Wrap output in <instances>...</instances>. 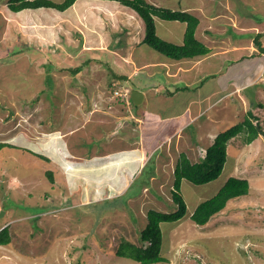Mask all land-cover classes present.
Wrapping results in <instances>:
<instances>
[{
    "label": "rangeland",
    "instance_id": "rangeland-1",
    "mask_svg": "<svg viewBox=\"0 0 264 264\" xmlns=\"http://www.w3.org/2000/svg\"><path fill=\"white\" fill-rule=\"evenodd\" d=\"M9 1L0 0V142L15 146L0 151V229L9 226L12 242L0 246V264H139L114 251L122 238L139 242L149 209L177 210L171 189L179 154L198 161L217 135L249 111L264 129L263 71L240 94H228L264 70V57L256 54L241 62L218 58L214 67L221 72L204 70L210 74L186 85L184 93L169 99L152 96L154 106L144 110L127 92L154 90L155 85L170 89L166 72L177 65L171 70L173 61L147 44L134 63L124 57L132 53L125 46L141 29L135 12L108 0H78L65 12L42 8L14 13ZM224 2H211L214 14L224 13L227 20L219 18L215 27L219 35L227 28L221 51L230 39L255 40L264 30V0H230L233 10L227 12ZM177 26L176 33L182 34L183 27ZM156 29L167 41L165 28L156 24ZM263 36L257 41L261 52ZM242 50L251 53L256 47ZM162 61L168 67L157 64ZM184 103L190 113L181 115L176 109ZM188 115L195 119L185 127L183 140L174 135L169 142L172 126L188 122ZM136 117L151 120L134 124ZM112 119L115 133L105 124ZM243 135L228 143L218 179L204 185L182 181L188 213L179 222L161 224L162 254L168 261L158 264H264V135L249 145ZM143 138L145 147L161 145L146 167L135 172L138 163L128 161L133 154L125 149ZM79 149L83 158L75 155ZM114 162L120 165L107 166ZM116 170L118 176L112 178ZM48 171L54 172L55 182L49 181ZM230 177L247 179L249 193L228 202L209 224H195L191 213ZM125 180L130 182L122 192L111 190H120Z\"/></svg>",
    "mask_w": 264,
    "mask_h": 264
},
{
    "label": "trees",
    "instance_id": "trees-1",
    "mask_svg": "<svg viewBox=\"0 0 264 264\" xmlns=\"http://www.w3.org/2000/svg\"><path fill=\"white\" fill-rule=\"evenodd\" d=\"M121 5L133 10L147 24L146 35L143 40L151 48L172 60H183L207 55L210 49L196 39V28L199 19L181 10L157 7L147 2V0H115ZM77 0H10L9 9L16 13L23 10H38L42 8L54 9L58 12H65L70 9ZM155 17L167 21H181L187 23L185 39L183 45H177L160 38L156 33ZM258 34L256 40H260ZM256 41V45L262 49V45ZM261 51V50H260ZM80 69H76V72ZM125 78L123 76H120ZM50 77L47 78L49 80ZM50 82V80H49ZM254 120V121H253ZM243 135L242 141L249 145L259 136L264 135V129L260 124L258 116L250 111L246 118L232 126L228 130L220 133L215 138L212 145L206 148L205 155L198 161L192 162L186 152H181L176 161L174 170V183L171 189L172 201L177 206L175 212H163L160 210L149 209L146 214V223L140 232L139 242L122 238L117 245L115 255L122 258L133 260L139 264H158L167 262L168 259L162 254L163 233L162 223H176L186 217L188 213L187 205L181 195V184L186 180L195 185H204L220 177L227 161L228 143L238 135ZM15 145L0 142V151L12 149ZM26 150V149H24ZM34 156L49 161L43 155L36 154L31 150H26ZM50 182H55L53 171L46 172ZM250 191V183L247 179L230 177L210 199L202 201L191 213V220L199 225L205 226L211 219L222 212L228 202L238 197L247 195ZM9 226L0 229V246L10 245L12 238Z\"/></svg>",
    "mask_w": 264,
    "mask_h": 264
},
{
    "label": "crops",
    "instance_id": "crops-1",
    "mask_svg": "<svg viewBox=\"0 0 264 264\" xmlns=\"http://www.w3.org/2000/svg\"><path fill=\"white\" fill-rule=\"evenodd\" d=\"M97 1H104L105 2L106 0H97ZM114 1L115 0H108L107 2H110V3L112 2V3H117V4L120 3L119 1H116V2H114ZM161 1L165 2L166 5H161ZM189 1H191V0H167V1L147 0L148 3L155 5L157 7L169 8L172 10H181V11H184V12H187L189 14L196 16L199 19V25L197 26L196 33H195L196 39L198 41H200L204 46L209 48L210 52L207 55H201V56H197L194 58L183 59L184 63H182V62L178 63L177 62V61H182V60H172L170 58L169 59L167 58L168 60L176 62V63H173V62L170 63L169 68L171 70H173V68L177 65V70L175 69L171 73H170V70H169V72L168 71L166 72V76L168 78V81H169V83H171L170 89L164 88L163 90H158V87H160V86L155 85L154 90H152V89L147 90V91L142 90V93L144 94V101L141 105H143L144 110H148V108L153 105V103H151L152 102V96H156V98L158 97V98L169 99V98H174V96L177 93H184L183 90L188 88V86H186V85L195 84V83L199 82V78H202L203 76H206L207 74H210V73H204L205 72L204 70L209 71V69L213 68V70H214L213 72H221L220 69H216L214 67L215 65L218 64V58L224 57L227 60L230 57H232L233 61L241 62V61H246V59L248 57L254 58V56L256 54H260L261 56L264 57V52H261L260 48L255 44L257 41L256 39L255 40L249 39L250 41L246 40V42H242V41L238 42L236 40L233 41L229 38L230 40L227 41V42H229V45H227V49L224 51H221V49L223 48V47H221V44L224 43L223 40H226L224 35L227 34L228 32H227V28H226V31L223 30L221 32L222 35L221 34L219 35L217 32H215V27H217L220 24V22H218L219 18H224L225 22H223V23H226L227 20H226V17H224V13L223 14H220V13L214 14V10H213V7L211 5V2L213 0H198L197 2H189ZM224 3H225L224 5H226V8H225L226 12H227V9L229 7H231V10H233L230 0H226V2H224ZM196 4H198V5H196ZM206 4H208V5L206 6ZM119 5L121 6V4H119ZM122 10L124 12L128 11L126 8L122 9ZM211 12H213V13H211ZM220 16H222V17H220ZM246 16L248 17V14ZM247 17L243 18V15H242V17L240 16V18L244 19V20H247ZM138 21L140 22L138 25H141V27H140L141 29L138 33V36L134 35V37L136 38V39H134L135 41H131V43H128V45L125 46L126 47L125 49L127 50V52H128V50L132 49L131 50L132 53L126 54L124 56L125 58L130 60V63L131 62L134 63L135 61H137L139 54L143 55V52H141L139 50L144 46L143 40H144L145 34H146V25H145V23L143 25L144 21L142 19H140ZM155 21H156V24L159 25V27L163 26L165 28V35L167 37L168 42L174 43L173 39H179V37H180V40L179 41L177 40L176 44L177 45H183L184 44L185 33H186V29H187V23L177 21V20L176 21H167V20L159 19L157 17H155ZM168 22L170 25H165ZM238 23H239V21H238ZM255 23L257 26L259 25L257 22H255ZM177 25H180L183 27L182 34L179 32L176 33L175 26H177ZM213 25H215V26L213 27ZM229 26H230V24H228V27ZM258 27H261V26L259 25ZM177 28H179V26H177ZM236 28H237V26H236ZM224 31H225V33H224ZM156 33H157V29H156ZM261 33L264 34V30L258 32V34H260V35H261ZM215 34H217V38H214ZM157 35L159 36L158 33H157ZM262 38L264 41V36ZM220 39H222V40H220ZM219 40H220V42L217 45H215L216 44L215 42L219 41ZM263 44H264V42H263ZM247 47H248V49L256 47V51H251V53H250V52H245V50H242V49H245ZM227 53H231L230 54L231 56L227 57L226 56ZM210 60H212V61H210ZM140 61L141 60H139V62ZM210 62H212V63H210ZM143 63H146V62L144 61ZM157 64H159V66H161V67H163V65H166L165 62H163V61L158 62ZM184 65H188V66L185 67ZM189 66L191 67V69H188ZM166 67H168V65H166ZM171 67H173V68H171ZM175 71H177V72H175ZM262 71L264 72V70H260L259 73H257L258 75L255 76V78H253L252 80H249L247 82H243L242 84H238L237 86H235L228 94H232L234 96L235 94H240L243 87L245 88L247 86H252V82L254 80L259 79L260 75L262 76V73H263ZM189 77H190V81H188ZM186 78H188V79H186ZM180 83L182 86L180 85ZM150 92H153L154 95H152V93H150ZM156 93H158V94L160 93V94L156 95ZM164 93H167V96H166V94L164 95ZM146 97H148V99H146ZM179 102H180V100L178 101V103ZM183 105L184 106L182 108L176 109L177 113L182 112L181 115H186L187 113H190L189 108L187 106V103H184ZM178 116H179V114H178ZM246 116H247V114H245V116L243 117V119L241 121H243L246 118ZM255 116H257V115H255ZM194 119H195L194 115H188V118H187L188 122H186L185 124H182L181 126L173 125L172 129L170 131L171 134H170V136L167 137L168 141L170 142V140L173 139L174 135L176 138L180 136V139L182 138V140H183L182 133L184 132L185 127L189 126ZM112 120L110 121V123H105V124L112 127L113 128L112 131H113V133H115L114 132L115 121L113 120L114 121L113 122ZM150 120H151V118L148 121L146 119L143 121L142 119L136 117L134 124H135V122L139 123V124L142 122L143 124H145L147 122H150ZM261 137L262 136H259V139ZM154 141H155V139H153L152 143H154ZM144 143H145V138H143L142 142H141V140H138V142H136V144L134 146H129V147H127V149H125V150L129 151V153L133 154L132 156L127 157L128 161L130 163H138V166H137V169L135 170V172L136 171L139 172L143 168L146 167V165L148 164V161H150V158L153 155V152L159 147V145H161V144H156L155 147L152 148L153 144H152V146L145 147ZM81 148L84 149V147H82V145H81ZM125 150L124 149L123 150H111V151L107 152V154H105L103 156H99V157H102V159H103V157L110 156V155L118 153L119 151H125ZM79 151L80 152H78L76 150V153H75L76 157L77 158H83L84 156H82L83 155L81 152L82 150L79 149ZM95 155H97V154H94L93 156H95ZM118 163L119 162H114L112 164L109 163V164H107V166L112 165V167H113L114 164H118ZM119 165H120V163L117 166H119ZM122 171L126 172L125 167L123 168ZM128 172H131V170H129ZM111 175H112V178H113V176H118L117 170L115 172H113ZM152 177H153V179H150V181L155 182L156 181V179L154 178L155 175H151V178ZM130 180H131V177H130ZM130 180H127V181L125 180L124 182H122V184L120 186L121 188H119L120 190H115L114 188H112L111 190L116 191V192L117 191L122 192L128 186V182H130ZM145 188H147V190H148L147 186H144L143 190ZM148 192H149V190H148Z\"/></svg>",
    "mask_w": 264,
    "mask_h": 264
},
{
    "label": "water",
    "instance_id": "water-1",
    "mask_svg": "<svg viewBox=\"0 0 264 264\" xmlns=\"http://www.w3.org/2000/svg\"><path fill=\"white\" fill-rule=\"evenodd\" d=\"M130 99L134 105H141L144 101V94L141 91L133 90L131 92Z\"/></svg>",
    "mask_w": 264,
    "mask_h": 264
},
{
    "label": "bare ground",
    "instance_id": "bare-ground-1",
    "mask_svg": "<svg viewBox=\"0 0 264 264\" xmlns=\"http://www.w3.org/2000/svg\"><path fill=\"white\" fill-rule=\"evenodd\" d=\"M128 93H129V95L131 94V92H129V91L127 92V94H128Z\"/></svg>",
    "mask_w": 264,
    "mask_h": 264
}]
</instances>
